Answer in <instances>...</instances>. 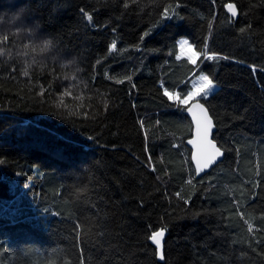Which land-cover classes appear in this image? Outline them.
I'll return each instance as SVG.
<instances>
[{"label": "trees", "instance_id": "16d2710c", "mask_svg": "<svg viewBox=\"0 0 264 264\" xmlns=\"http://www.w3.org/2000/svg\"><path fill=\"white\" fill-rule=\"evenodd\" d=\"M0 264H264V0H0Z\"/></svg>", "mask_w": 264, "mask_h": 264}, {"label": "snow or ice", "instance_id": "6c2138e0", "mask_svg": "<svg viewBox=\"0 0 264 264\" xmlns=\"http://www.w3.org/2000/svg\"><path fill=\"white\" fill-rule=\"evenodd\" d=\"M228 9L233 16L237 14L235 5L229 4ZM90 19L91 17H89V20ZM180 47L182 51L185 49V47H187V51L189 53L188 59L191 63L195 64L201 53L196 52L193 46L189 45L187 40L182 41ZM111 48L115 49L116 44L113 43ZM208 58L215 59L216 57L215 55H210ZM215 90L216 86L214 85L212 79L207 75H201L197 84L193 86L192 90L189 91L183 99H181L179 93L174 94L165 89V95L168 96L169 100L177 102L180 105H189L191 103V107L187 108L186 110L192 112L193 116L196 117L197 138L191 141V143L196 145V163L199 170L207 168L216 160L217 157L223 155L221 149L216 147L215 143L209 139V134L214 126L213 121L208 115V111L204 107V104L200 103V99H198L201 98L206 101L208 96L212 95ZM249 230H251V226ZM164 235L165 230L161 229L152 234L151 240L159 246L161 245Z\"/></svg>", "mask_w": 264, "mask_h": 264}, {"label": "water", "instance_id": "95a60500", "mask_svg": "<svg viewBox=\"0 0 264 264\" xmlns=\"http://www.w3.org/2000/svg\"><path fill=\"white\" fill-rule=\"evenodd\" d=\"M229 4H233L235 5L236 7V11H237V14L234 16V17H238L239 15V10H238V7L237 5L234 3V2H229L227 5H226V9L227 11L232 15V13L229 11L228 9V5ZM233 16V15H232ZM200 103L204 104V107L207 109L208 111V115L211 117L212 121H213V128L209 134V139L212 140L216 147L220 148L221 149V152L223 153L222 156H219L216 158V160L211 163L207 168H204L203 170H199L197 168V163H196V156H197V149H196V145L191 143V141L195 140L197 138V126H196V117L193 116L192 112H189L187 111V114L189 116V118L191 119L192 121V124H193V132H192V136L190 138H188L187 140V145L191 148L192 152H191V156H192V161H193V164L195 166V169H196V173H197V177H202L203 175H205L206 173L210 172L219 162H221L225 156H226V152L225 150L218 144L217 140L215 139V133L218 129L217 127V124H216V121H215V118L213 117L212 113H211V110L209 109V107L207 106V104H205V102H203L201 99H200ZM191 107V103L188 105L187 108ZM161 230V229H160ZM165 230V229H164ZM159 231V230H157ZM156 232V231H155ZM153 232V234L155 233ZM166 237H167V231L165 230V235L164 237L162 238V241H161V245H156L152 240V244H154L156 247H157V251H158V257L160 260H163L164 257H165V241H166ZM161 253H162V258H161Z\"/></svg>", "mask_w": 264, "mask_h": 264}, {"label": "rangeland", "instance_id": "374dc122", "mask_svg": "<svg viewBox=\"0 0 264 264\" xmlns=\"http://www.w3.org/2000/svg\"><path fill=\"white\" fill-rule=\"evenodd\" d=\"M184 40H187V41H188L187 38H181V39H180V44H181V42L184 41ZM188 43H189V45H191V43H190L189 41H188ZM191 46H192V45H191ZM180 48H181V47H180ZM194 50H195V49H194ZM195 51H196V50H195ZM196 52H197V51H196ZM180 55H181V56H187V57H188L189 53H188V51H187V47H185V49H184L183 51L181 50ZM201 75H206V74L201 73V74L196 75V76L194 77L193 81H192V85H193V86L197 84V82H198V80H199V77H200ZM213 83H214V82H213ZM214 85L216 86V89H217L218 85H217L216 83H214ZM191 90H192V89H191ZM209 96H210V95H209ZM209 96H208V97H209Z\"/></svg>", "mask_w": 264, "mask_h": 264}, {"label": "bare ground", "instance_id": "6f19581e", "mask_svg": "<svg viewBox=\"0 0 264 264\" xmlns=\"http://www.w3.org/2000/svg\"><path fill=\"white\" fill-rule=\"evenodd\" d=\"M64 53H66V52H64ZM61 54H62V53H61ZM66 54H67V53H66ZM63 56H64V55H63ZM67 56H69V57L71 56V58L73 57V55H72V54H70V55H67ZM64 57H65V56H64ZM65 58H66V57H65ZM73 58H74V57H73ZM67 59H68V58H67ZM67 59H66V60H67ZM67 61H68V60H67ZM68 62H71V63H72V61H68ZM73 64H74V61H73ZM76 65H77V64H76ZM76 65H75V66H76ZM158 82H159V81H158ZM158 84H159V83H158ZM165 245H166V244H165ZM165 250H166V249H165Z\"/></svg>", "mask_w": 264, "mask_h": 264}]
</instances>
